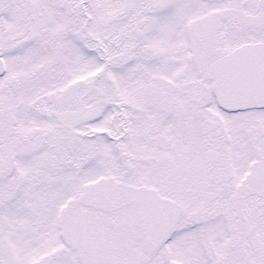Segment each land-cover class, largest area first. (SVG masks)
Listing matches in <instances>:
<instances>
[{"label":"snow or ice","instance_id":"obj_1","mask_svg":"<svg viewBox=\"0 0 264 264\" xmlns=\"http://www.w3.org/2000/svg\"><path fill=\"white\" fill-rule=\"evenodd\" d=\"M0 264H264V0H0Z\"/></svg>","mask_w":264,"mask_h":264}]
</instances>
